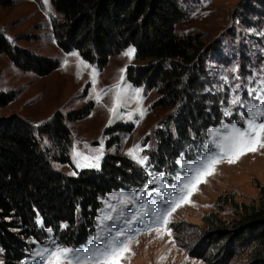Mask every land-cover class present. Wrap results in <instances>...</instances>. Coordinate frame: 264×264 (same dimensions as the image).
<instances>
[{
    "label": "trees",
    "instance_id": "obj_1",
    "mask_svg": "<svg viewBox=\"0 0 264 264\" xmlns=\"http://www.w3.org/2000/svg\"><path fill=\"white\" fill-rule=\"evenodd\" d=\"M50 1L62 14L61 21L52 22V34L64 52H76L99 68L129 47L136 60H147L146 66H130L126 79L136 87L156 88L157 105L171 108L148 160L153 171L175 175L183 150L202 141L205 132L223 120L217 96L204 89L203 44L196 35L176 33L183 20L178 0ZM3 54L22 71L41 76L59 66L11 46L0 26ZM14 98L0 94V107ZM92 108L90 103L66 116L57 112L41 128L18 114L0 117L1 264H23L32 241H42L47 228L63 246L85 245L95 232L102 200L114 191L146 184L144 169L118 154L106 153L99 169L82 168L74 175L53 167L44 141L53 146L59 162L69 163L71 132L66 122L85 118ZM132 129L115 124L105 133L116 139L115 134ZM260 191L257 204L218 196L217 201L232 205L233 217L224 219L215 211L203 215L205 227L192 235L194 246L183 244L187 253L208 264H229L234 255L247 253L246 264H264V187Z\"/></svg>",
    "mask_w": 264,
    "mask_h": 264
},
{
    "label": "rangeland",
    "instance_id": "obj_2",
    "mask_svg": "<svg viewBox=\"0 0 264 264\" xmlns=\"http://www.w3.org/2000/svg\"><path fill=\"white\" fill-rule=\"evenodd\" d=\"M178 4L183 20L176 26V33L179 36L196 35L203 44L204 89L217 96L223 114L221 123H237L239 126L243 113L257 105L255 96H249V89L257 88L258 81L264 78V0H178ZM54 20L61 21L62 14L50 0L46 3L45 0H0V26L9 44L57 61L59 65L50 74L41 76L22 71L6 55H0V94L15 95L11 103L0 107V117L18 114L41 128L57 112L66 116L91 103L93 108L88 116L66 122L71 132L69 163L59 162L53 146L46 140L44 144L51 155L53 167L68 175H74L87 167L99 169L106 153L130 158L147 173L148 179L143 187L120 189L108 194L102 200L98 212L99 217L101 210L107 211L104 202L109 197H131L132 193H138L139 199L124 209L126 214L130 215L142 204H148V214L129 230L132 236L129 245L131 251L121 264H208L190 256L183 244L194 246L192 235L198 236L197 233L205 227L203 215L215 211L221 218L233 217L232 205L223 200L217 201L218 196L228 194L237 203H258L260 190L264 187V148L246 153L235 163H228L225 158L216 164L214 174L207 176L206 182L200 183L198 190L189 197L191 203H181L168 217V234L160 227L162 220L152 223L155 219L152 213L156 210L162 213L171 206L163 201L169 196L180 194L167 190L156 193L154 189L159 185L149 184L152 179L150 173L163 174V183L169 189L178 187L180 181L177 177L190 175L187 168L181 167V163L194 164L209 149L216 151L211 146L206 149L204 145L211 139L209 131L220 128L221 123L210 127L202 141L191 143L183 150L177 159L179 170L175 175L153 171L148 151L155 148L156 132L164 128L172 110L157 105L160 95L156 88L136 87L126 79L130 66H146L147 60H136L134 48L129 47L112 56L106 66L99 68L83 60L78 53L64 52L57 46L52 34ZM129 50H133L131 55H125ZM136 89L141 90L138 95ZM117 91H123L122 104L113 114L109 109L113 106ZM237 96L243 102V107L231 103ZM225 111H230L231 115L226 116ZM115 124L131 125L133 129L128 133L115 134V139L105 133L107 128ZM114 140H118V143L109 146ZM129 150H133L135 158L129 154ZM85 156L89 159L85 160ZM96 156L100 157L98 161L94 159ZM145 157L144 164L138 162ZM95 163H98V167L89 166ZM109 202L119 207L117 199ZM158 228L163 232L162 238ZM51 236L54 237L53 233ZM91 237L83 246H88ZM49 239V233L46 232L42 241L47 242ZM42 241L32 244L23 264H38V259H33L32 254L43 246ZM248 260L247 253L238 254L229 264H246Z\"/></svg>",
    "mask_w": 264,
    "mask_h": 264
},
{
    "label": "snow or ice",
    "instance_id": "obj_3",
    "mask_svg": "<svg viewBox=\"0 0 264 264\" xmlns=\"http://www.w3.org/2000/svg\"><path fill=\"white\" fill-rule=\"evenodd\" d=\"M46 2L47 0H45ZM132 51L129 50L125 55H131ZM73 55L76 54L73 53ZM93 84H95L94 78ZM258 85L257 88H251L248 92L249 96H255L257 105L249 107L243 113L242 123L239 126L237 123H221L220 128H213L209 131L211 139L207 141L204 148L209 149V146H211L216 151L209 149L208 153L194 164L181 163V167L187 168L190 175L187 177L178 176L177 179L180 181L178 187L169 189V186L163 183V174L154 175L150 173L152 179L149 184L159 185L154 189L156 193L167 190L168 192L175 191L180 194L169 196L167 200L163 201L165 204L170 203L171 206L164 209L162 213L159 210L152 213V216L155 217L152 223L162 220L160 227L168 234H170V229H167V224L170 222L168 217L181 203H191L189 197L198 190L200 183L206 182L207 176L214 174L216 164L225 158L228 163H235L246 153L264 148V78L258 81ZM116 87L119 88V85H116ZM140 91V89L135 90L137 95ZM122 95L123 91H117L115 94L113 106L109 109L113 114H116L119 107H121ZM231 103L233 105L240 104L243 107V102L238 96ZM224 114L226 116L231 115V112L225 111ZM129 116L131 117V113H129ZM129 154L134 156L133 150H129ZM76 155L80 154L76 153ZM84 159L88 160L89 157L85 156ZM94 159L98 161L100 157L96 156ZM146 159V157L141 158L138 162L144 164ZM89 166L98 167V163ZM112 199L118 200L119 207L109 202ZM135 199H139L138 193H132L131 197L122 195L109 197L108 200H105L107 211L101 210L102 214L97 217V231L92 235L87 247L63 246L51 236L53 230L47 228L46 231L49 233L50 239L47 242H41L43 246L38 247L33 252L32 258L38 259V264H121L127 258L126 254L131 251L129 245L132 236L129 235V230L133 229L134 223L142 221L144 216L148 214L147 203L136 208L130 215L125 213L124 209L130 203L135 204ZM155 207V204H153V208ZM157 231L162 238L163 232L160 231V228ZM32 242L36 243V241Z\"/></svg>",
    "mask_w": 264,
    "mask_h": 264
}]
</instances>
